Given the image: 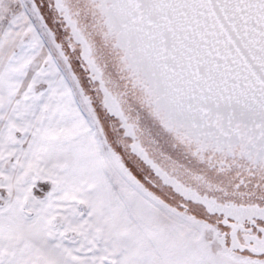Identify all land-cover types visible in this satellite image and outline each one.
I'll return each instance as SVG.
<instances>
[{
	"label": "snow or ice",
	"instance_id": "6c2138e0",
	"mask_svg": "<svg viewBox=\"0 0 264 264\" xmlns=\"http://www.w3.org/2000/svg\"><path fill=\"white\" fill-rule=\"evenodd\" d=\"M0 264H264V0H0Z\"/></svg>",
	"mask_w": 264,
	"mask_h": 264
}]
</instances>
